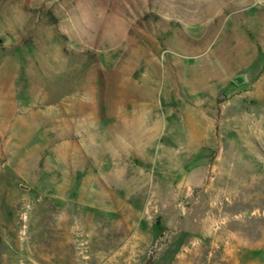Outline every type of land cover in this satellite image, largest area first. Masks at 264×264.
Segmentation results:
<instances>
[{
	"label": "rangeland",
	"instance_id": "374dc122",
	"mask_svg": "<svg viewBox=\"0 0 264 264\" xmlns=\"http://www.w3.org/2000/svg\"><path fill=\"white\" fill-rule=\"evenodd\" d=\"M0 264H264V0H0Z\"/></svg>",
	"mask_w": 264,
	"mask_h": 264
},
{
	"label": "water",
	"instance_id": "95a60500",
	"mask_svg": "<svg viewBox=\"0 0 264 264\" xmlns=\"http://www.w3.org/2000/svg\"><path fill=\"white\" fill-rule=\"evenodd\" d=\"M248 80L249 79H248L247 75L243 74V73L242 74H238V75H236L235 77L232 78V82L236 86H242V85L246 84L248 82ZM185 210H186V208L183 205V207H182L183 214L185 213Z\"/></svg>",
	"mask_w": 264,
	"mask_h": 264
}]
</instances>
